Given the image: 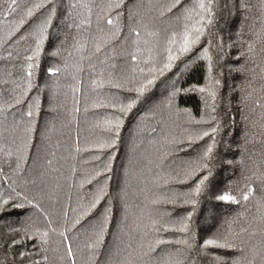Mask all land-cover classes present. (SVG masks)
<instances>
[{
	"label": "trees",
	"instance_id": "1",
	"mask_svg": "<svg viewBox=\"0 0 264 264\" xmlns=\"http://www.w3.org/2000/svg\"><path fill=\"white\" fill-rule=\"evenodd\" d=\"M173 2L0 0V264H264V2L213 0L200 42L152 73L195 6Z\"/></svg>",
	"mask_w": 264,
	"mask_h": 264
},
{
	"label": "snow or ice",
	"instance_id": "2",
	"mask_svg": "<svg viewBox=\"0 0 264 264\" xmlns=\"http://www.w3.org/2000/svg\"><path fill=\"white\" fill-rule=\"evenodd\" d=\"M264 2V0H262ZM13 5L16 4V0H12ZM181 5V0H174L172 6L168 9L169 12L172 11V8H177L179 11V7ZM42 5H37L36 7H41ZM121 4L118 2L115 4V7H120ZM15 9L13 8V11ZM28 15L31 16L32 12L29 10ZM185 19L190 22H186L183 25V29L180 32H173L169 37H168V46L165 49L166 51V63L163 64L162 68H155L153 67L151 69L152 73H155L157 71L160 72V74H163L165 69H171L173 62L179 58L180 55H183L185 53H188L189 51L192 50V48L198 44L201 40V37L205 35V30L207 25L211 24L212 21V16H213V0H195V6L192 9H185L184 12ZM195 17V18H193ZM50 22V21H49ZM109 25L112 24V21L109 19L107 21ZM47 25H42L40 28L41 34L43 31L46 30ZM139 36V33L136 34ZM40 43L41 41H37V46L36 50L33 55H39V49H40ZM204 57L207 58L210 62L209 65V71H211V57L208 56L207 54V49L204 50ZM28 61H31L33 59V56H28L26 58ZM133 60L136 59L135 56L132 57ZM147 63V61H145ZM33 68V64L29 63L28 64V70H27V76L31 78L32 76V71L31 69ZM51 71V70H50ZM52 74H55L54 72ZM155 80V75L152 76L151 79H147L146 83H142L139 87L135 88L134 91H136L138 94L142 95L146 89L151 86L154 83ZM199 91L203 92L204 89L201 88ZM19 103V101H17ZM132 103H129L126 107H121L120 111L121 112H126L129 109H131ZM29 116L32 115L31 112L28 113ZM119 121H109L107 124V131L113 132L119 129ZM213 132L216 131L215 128L212 129ZM204 135H209V133L205 132ZM103 146H108V145H103ZM212 152V147L209 146L207 150L204 153V158H207L208 155ZM203 168H207V164L203 165H197L194 167L190 172H188L186 175L188 178H193L196 177V174L200 172ZM208 180V175H201L196 179L195 185L192 189L191 193H188L187 195L192 196V195H199L202 191H204L206 187V181ZM261 190H264V179L261 180L260 184ZM256 188H253L252 186H249L247 188V191L244 192L241 196V199L244 201L249 200V198L253 195V193L256 191ZM219 201H224V202H231V203H239L237 197L235 195L229 194V193H224L217 195L215 197ZM194 199H188L185 200V203H192L195 204ZM8 203L7 200H4L0 202V210H3V205H6ZM95 206V205H93ZM188 217H191V213L188 214ZM179 232H187L189 230V226L186 222H181L180 226L178 229ZM48 234L44 233V236L46 237ZM64 234L61 233V236ZM65 240L67 238L65 237ZM168 243V241L164 240H158L156 242V245L159 246L160 244ZM177 243H184L186 244L189 248L192 247L191 244H188V241H177ZM99 244V239H97L96 244L89 245V247H96ZM203 250H207L209 248H232L233 245L229 243L226 239L223 241L218 238H210L206 239L203 244L200 246ZM152 252L156 251V247L151 248ZM67 256L72 257L73 252H72V247L70 244L67 245ZM38 264V262H37Z\"/></svg>",
	"mask_w": 264,
	"mask_h": 264
}]
</instances>
